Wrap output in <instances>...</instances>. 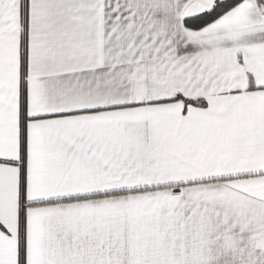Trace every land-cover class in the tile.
Returning <instances> with one entry per match:
<instances>
[{"label": "snow or ice", "instance_id": "1", "mask_svg": "<svg viewBox=\"0 0 264 264\" xmlns=\"http://www.w3.org/2000/svg\"><path fill=\"white\" fill-rule=\"evenodd\" d=\"M0 264H264V0H0Z\"/></svg>", "mask_w": 264, "mask_h": 264}]
</instances>
